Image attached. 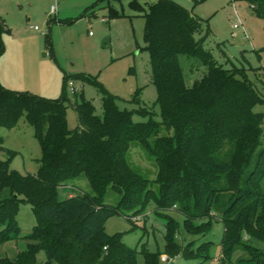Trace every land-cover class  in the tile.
<instances>
[{
  "label": "trees",
  "instance_id": "trees-1",
  "mask_svg": "<svg viewBox=\"0 0 264 264\" xmlns=\"http://www.w3.org/2000/svg\"><path fill=\"white\" fill-rule=\"evenodd\" d=\"M232 1L249 3L264 21V0ZM130 6L146 21L145 49L161 121L151 117L135 121V113L151 116L152 108L121 109L116 95L84 74L77 77L102 90L103 116L84 96L80 101L66 94L49 98L7 88L0 81V127L13 128L24 116L42 149L37 174L12 168L11 157L0 159V245L21 238L16 218L21 202L30 203L36 215L32 232L24 237L26 247L14 258L0 254V264H138L139 253L144 264H161L163 253L169 258L179 254L200 258L202 264L214 242H202L196 249L184 246L177 239L179 222L167 215L174 209L184 215L183 225L190 234H205L214 222H222L225 260L243 248L248 256L240 259L242 263L264 264V250L252 243L253 238L264 240V112L254 109L264 104V66L219 63L204 46L208 33L197 38L203 18L175 0H156L146 7L131 0ZM5 30L9 28L0 16V56ZM181 54L207 67L192 86L185 82ZM249 70L258 72L255 80ZM69 78L65 75V84ZM69 107L77 113L73 129L68 125ZM161 126L173 133L160 135ZM3 141L0 136V147ZM134 143L155 159V179L130 164ZM82 175L94 194L59 199V187ZM109 187L120 194L117 205L104 200ZM151 203L155 213L167 219L164 252L145 246L139 250L125 243L123 232H106L111 217L122 214L129 219ZM41 251L46 254L44 262L38 258Z\"/></svg>",
  "mask_w": 264,
  "mask_h": 264
},
{
  "label": "rangeland",
  "instance_id": "rangeland-1",
  "mask_svg": "<svg viewBox=\"0 0 264 264\" xmlns=\"http://www.w3.org/2000/svg\"><path fill=\"white\" fill-rule=\"evenodd\" d=\"M131 0H0V16L5 19L9 30L2 32L3 52L0 56V81L7 88L28 91L33 94L58 98L63 94L82 96L91 100L95 112L103 116V94L96 84L84 82L77 75L84 74L96 79L112 94L118 97L121 109L138 110L151 107L152 115L135 113V121L162 120L161 108L157 103L158 92L152 78L150 55L145 49V18L131 8ZM156 0H140L141 5ZM192 9L203 18V30L197 38L207 37L204 46L211 50L219 63L232 67V60L240 68L264 66V21L254 14L249 3L232 0H175ZM95 5L88 12L87 9ZM118 12L114 16L112 13ZM87 13V14H86ZM104 18V19H103ZM234 22L240 28L233 29ZM37 26L38 29L31 28ZM209 31V32H208ZM235 32V36H233ZM247 34V36H246ZM187 86L207 72V67L196 58L180 55ZM194 69V70H193ZM250 71V70H249ZM258 72L250 71L255 80ZM68 75L76 92H72L64 77ZM138 93V94H137ZM137 99L133 101V97ZM264 112V104L254 107ZM69 128L78 125L76 110H67ZM161 126L159 134H172ZM4 139L0 147V159L11 157V167L22 174H37L41 167L42 149L35 137V130L23 116L13 128L0 127ZM155 136L151 137L153 142ZM128 158L133 168L149 179H155L158 165L138 143H134ZM90 193L93 188L84 175L68 180L58 189V198L66 199L70 194ZM104 200L117 205L120 194L109 187ZM167 215L179 222L177 239L183 245L191 244L196 249L202 242L213 241L209 247V258L202 264H253L242 263L247 257L243 248L235 250L230 260L223 257L221 241L224 234L222 222H214L205 234L194 235L186 231L184 215L176 209ZM21 238L0 245V254L14 258L26 247L29 235L36 224L33 206L21 202L16 215ZM132 221H130V220ZM127 218L125 215L111 217L105 230L108 234L124 233V241L140 250L145 246L149 251H165L167 219L155 213V205L149 204L145 212ZM252 243L264 250V240L253 238ZM164 254V253H163ZM39 261L46 260L44 251ZM138 264H144L139 253ZM200 258H186L184 255L171 258L161 264H199Z\"/></svg>",
  "mask_w": 264,
  "mask_h": 264
},
{
  "label": "built area",
  "instance_id": "built-area-1",
  "mask_svg": "<svg viewBox=\"0 0 264 264\" xmlns=\"http://www.w3.org/2000/svg\"><path fill=\"white\" fill-rule=\"evenodd\" d=\"M31 28L38 29L37 26H31ZM238 28H240V23L239 22H234L233 29L235 30V29H238ZM235 35H236L235 32H233V36H235ZM246 36H247V34H246ZM69 86H70V89H71L72 92H76L77 89L74 87V84H73L72 81H69ZM161 260L164 261V262H169L171 260V258H169L166 254H163L161 256Z\"/></svg>",
  "mask_w": 264,
  "mask_h": 264
},
{
  "label": "crops",
  "instance_id": "crops-1",
  "mask_svg": "<svg viewBox=\"0 0 264 264\" xmlns=\"http://www.w3.org/2000/svg\"><path fill=\"white\" fill-rule=\"evenodd\" d=\"M104 19V18H103Z\"/></svg>",
  "mask_w": 264,
  "mask_h": 264
}]
</instances>
